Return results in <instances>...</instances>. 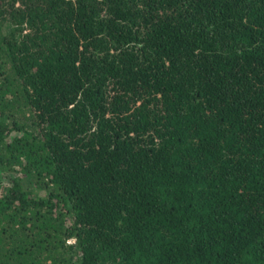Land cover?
Listing matches in <instances>:
<instances>
[{
    "label": "trees",
    "instance_id": "obj_1",
    "mask_svg": "<svg viewBox=\"0 0 264 264\" xmlns=\"http://www.w3.org/2000/svg\"><path fill=\"white\" fill-rule=\"evenodd\" d=\"M0 264H264V0H0Z\"/></svg>",
    "mask_w": 264,
    "mask_h": 264
}]
</instances>
